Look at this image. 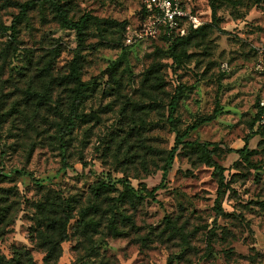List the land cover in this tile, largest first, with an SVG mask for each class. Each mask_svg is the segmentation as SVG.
I'll return each instance as SVG.
<instances>
[{
	"label": "rangeland",
	"instance_id": "obj_1",
	"mask_svg": "<svg viewBox=\"0 0 264 264\" xmlns=\"http://www.w3.org/2000/svg\"><path fill=\"white\" fill-rule=\"evenodd\" d=\"M25 1L0 0V25ZM58 2L72 20L99 19L81 42L42 0L0 30V258L42 264L52 248L50 264H264V134L251 127L264 0H190L206 23L176 44L179 63L162 31L139 37L144 0ZM74 58L88 88L74 128L60 135ZM207 116L185 140L219 143L224 214L215 209L218 175L197 146H179L155 199L143 196L162 180L175 130ZM251 132L244 158L227 151ZM61 225L66 239L54 247Z\"/></svg>",
	"mask_w": 264,
	"mask_h": 264
},
{
	"label": "trees",
	"instance_id": "obj_2",
	"mask_svg": "<svg viewBox=\"0 0 264 264\" xmlns=\"http://www.w3.org/2000/svg\"><path fill=\"white\" fill-rule=\"evenodd\" d=\"M39 1H41V0H27L25 2L20 3L19 4V10H18L17 14L13 17L11 24L9 26L0 25V30H3V31L13 30L18 24H20L26 18L28 12L31 9H33ZM42 1H45L52 6V8L54 9V12H55V17H56L57 21L59 22L60 26L67 28V29L74 30L76 33L77 39L80 42L83 39L84 31L87 28L88 23L90 21H99V19L97 17L92 16L90 14H83L77 20H72L68 17L66 11L62 7V5L58 2V0H42ZM142 11H143V15L145 16L146 10H145L144 4H143ZM204 25L205 24L201 25L200 27H198L196 29H190L189 32L183 36L169 37L166 34L162 35L163 38H165L167 41H169V48H168L169 55L172 57V59L175 62L179 63V61H180L179 54H177V52L175 50L176 44L179 41L185 40L189 35L193 34L194 32L201 30L204 27ZM9 44L11 46L13 45L12 42H10ZM116 66H117V63H114L111 68L114 69ZM78 67L79 66H78L77 58H74L70 64L69 77H71L73 79L76 86L72 90V96L73 97H72L71 109H70L69 114L66 117L65 124L63 125V127L60 128V131H59L60 135L67 134L74 128L75 122L79 118V114L77 112V109L81 103V98L85 95V90L88 88V82H83L80 80ZM184 88H185V86L183 84H179L176 87L174 93L172 94V96L168 102V110H169L168 118L170 119V122L172 124L174 123L172 115H173V112L175 111V108L178 105V101L182 96ZM262 93H263V89L261 90L260 95L257 99L256 113H255L254 118L252 120L251 127L254 129V133H256V131H259V132L264 134V127L256 126V120L258 118V100L262 96ZM210 120H211L210 116L200 117V118L194 120L191 124L187 125L183 131L179 132L178 130L177 131L175 130L174 143L168 152V155H167L166 160H165V164H164L163 169H162L163 170L162 178H161L162 180L159 184L155 185L150 190L146 189L145 187H142L140 189V191L143 192V194H142L143 196L146 195V196L151 197L152 199H155L154 193L158 188H160L163 185L162 182L165 179L166 174L170 169L171 163L174 159V155H175L176 151L179 149V146H192V147L197 146L198 148H200L202 153L205 155L206 160H207L209 166H211L213 168L214 173H216L218 175V189H217V196L215 199V209H216L217 214H219V215L224 214L223 208L221 206V197L225 193V191L223 190V187L225 186V178H224V174H223L224 168L221 164H219L212 157L215 153V148L218 147L219 143L218 142H205V141L199 142V141L185 140V138L188 136L190 131L195 130L202 123H205V122L210 121ZM254 133L251 132L249 135H247L244 138V144L241 148H237V149L227 148V151L228 152H234V153L238 154V156L240 158H244L245 154L250 152L247 144H248V140L254 135ZM60 146H61V152H62V167H69V164H67L65 161V156H64L65 143L63 140H61ZM210 146H212L211 149L209 148ZM120 182L124 186L127 193H129L131 196L136 195L138 190H135L130 185V183L127 179H121ZM100 187L107 189L110 187V184L108 182L102 180L100 182ZM143 196H137V197H143ZM167 223L168 224L170 223L169 220L167 221ZM60 231H61L60 238L52 244L54 247L58 246L62 241H64L66 239L63 225L60 226ZM52 251L53 250L51 248L50 251H47L45 253V255L43 257L44 262L42 264H50V262L52 261V259L54 257L53 256L54 254ZM23 253H25V255L27 254V252H23ZM22 256H23L22 253H20L17 256H13L7 260L0 258V264H32V262L26 263L24 260H21ZM27 261H29V259Z\"/></svg>",
	"mask_w": 264,
	"mask_h": 264
},
{
	"label": "built area",
	"instance_id": "obj_3",
	"mask_svg": "<svg viewBox=\"0 0 264 264\" xmlns=\"http://www.w3.org/2000/svg\"><path fill=\"white\" fill-rule=\"evenodd\" d=\"M146 14L139 37H154L160 31L169 37L186 35L206 23L205 18L194 10L190 0H144ZM131 41L130 38L127 39ZM256 69L263 77V93L258 100L256 126L264 127V42L259 45Z\"/></svg>",
	"mask_w": 264,
	"mask_h": 264
}]
</instances>
